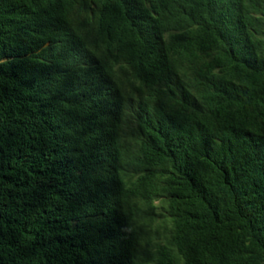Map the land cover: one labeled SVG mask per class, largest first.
<instances>
[{
  "label": "trees",
  "instance_id": "16d2710c",
  "mask_svg": "<svg viewBox=\"0 0 264 264\" xmlns=\"http://www.w3.org/2000/svg\"><path fill=\"white\" fill-rule=\"evenodd\" d=\"M0 264H264V0H0Z\"/></svg>",
  "mask_w": 264,
  "mask_h": 264
}]
</instances>
